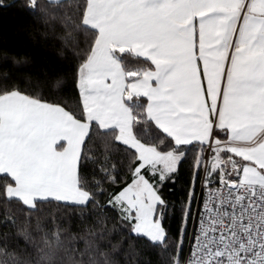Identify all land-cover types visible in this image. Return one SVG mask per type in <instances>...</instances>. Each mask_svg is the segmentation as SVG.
Here are the masks:
<instances>
[{"label": "snow or ice", "instance_id": "6c2138e0", "mask_svg": "<svg viewBox=\"0 0 264 264\" xmlns=\"http://www.w3.org/2000/svg\"><path fill=\"white\" fill-rule=\"evenodd\" d=\"M11 10L0 264H264V0Z\"/></svg>", "mask_w": 264, "mask_h": 264}, {"label": "trees", "instance_id": "16d2710c", "mask_svg": "<svg viewBox=\"0 0 264 264\" xmlns=\"http://www.w3.org/2000/svg\"><path fill=\"white\" fill-rule=\"evenodd\" d=\"M24 21L23 15L17 14L15 10L0 12V45L7 46L15 51H30L34 55L41 54L40 49L33 46L22 47L15 32V26ZM51 55V54H49ZM174 199L177 197H173Z\"/></svg>", "mask_w": 264, "mask_h": 264}]
</instances>
